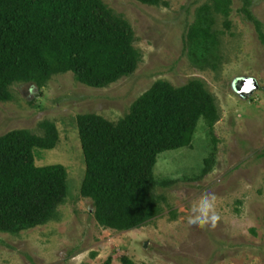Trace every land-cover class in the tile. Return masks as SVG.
<instances>
[{
    "label": "rangeland",
    "instance_id": "rangeland-1",
    "mask_svg": "<svg viewBox=\"0 0 264 264\" xmlns=\"http://www.w3.org/2000/svg\"><path fill=\"white\" fill-rule=\"evenodd\" d=\"M135 32L137 70L104 88L78 81L72 72L42 85L19 82L13 98L0 101V136L17 129L45 135L59 130L54 149L36 148L39 166L68 170V196L56 219L19 233L0 230V264H264V45L255 25L232 0L231 14H215L214 44L195 45L191 29L213 0H103ZM264 25V0H252ZM231 21V26L226 24ZM200 79L215 96L220 120L201 119L189 147L161 153L154 167L162 213L141 228H105L91 198L81 194L86 163L77 117L96 113L117 123L157 81L176 87ZM259 88L242 93L245 80ZM214 198L215 226L188 223L193 207Z\"/></svg>",
    "mask_w": 264,
    "mask_h": 264
},
{
    "label": "trees",
    "instance_id": "trees-1",
    "mask_svg": "<svg viewBox=\"0 0 264 264\" xmlns=\"http://www.w3.org/2000/svg\"><path fill=\"white\" fill-rule=\"evenodd\" d=\"M160 6L166 0H138ZM240 12L264 45V25L242 0ZM232 0L203 6L191 29L195 45L214 44L215 14L229 17ZM228 27L231 21H226ZM131 24L103 0H0V101L19 82L42 85L72 72L86 85L104 88L133 74L141 61ZM215 96L200 79L179 87L157 81L117 123L96 113L77 117L86 171L81 194L91 198L100 225L118 231L141 228L162 213L154 167L161 153L189 147L198 124L220 120ZM45 135L17 129L0 136V230L19 233L58 216L68 196V170L39 166L35 149H54L55 123ZM122 264H138L129 256ZM106 264H112L109 258Z\"/></svg>",
    "mask_w": 264,
    "mask_h": 264
},
{
    "label": "clouds",
    "instance_id": "clouds-1",
    "mask_svg": "<svg viewBox=\"0 0 264 264\" xmlns=\"http://www.w3.org/2000/svg\"><path fill=\"white\" fill-rule=\"evenodd\" d=\"M218 220L214 198L209 197H205L198 207H193L192 214L188 217V223L193 227H204L209 223L215 226Z\"/></svg>",
    "mask_w": 264,
    "mask_h": 264
},
{
    "label": "water",
    "instance_id": "water-1",
    "mask_svg": "<svg viewBox=\"0 0 264 264\" xmlns=\"http://www.w3.org/2000/svg\"><path fill=\"white\" fill-rule=\"evenodd\" d=\"M244 84L245 89L242 91V93L244 92L247 94H252L259 88V85L255 79H247L245 80Z\"/></svg>",
    "mask_w": 264,
    "mask_h": 264
}]
</instances>
